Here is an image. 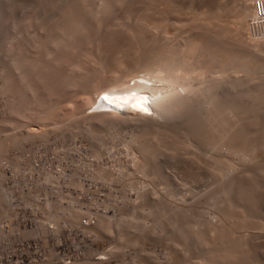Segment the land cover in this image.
Segmentation results:
<instances>
[{"label":"rangeland","instance_id":"1","mask_svg":"<svg viewBox=\"0 0 264 264\" xmlns=\"http://www.w3.org/2000/svg\"><path fill=\"white\" fill-rule=\"evenodd\" d=\"M2 1L6 6V14H5L6 16L4 17L5 19L2 18V22H3L2 27H4L3 28L4 32L3 33H2V31L0 32V144L3 141V144H5V145L1 144L0 151H2L5 146H6V148L4 149L5 153H3L4 150L2 151V153L0 152V165H1L2 159H8V160L13 159L14 160V157H12V159H10L11 158L10 156L13 155V153H12L13 148H17L21 142H23L24 140L26 141V140H31V139H33V140L37 139L41 136V134H42V136H45L50 131L55 133L59 139H62L65 141L82 140L91 149L92 153L96 156L100 155L102 153V151L107 152L106 157L108 158V164L110 165V168H109L110 173L109 174H110L111 180L115 181L119 185V187H121V213H122V217L119 216L118 218H116L114 221V224H111V228H110V221H107V222H109V225H108V223H105L104 220H100V222H102V224H107L108 229H106V225H104L105 227L103 226L105 228L104 232H107L110 236H114V235L116 236V240L114 242H111L112 243L111 245H113V244L117 245L118 248L121 245V257L118 256V258H120V260H121V264H195V263L196 264H212V263H215V264H224V263L228 264L229 263L230 264V263H232V262H229L228 259H227V261H224V263L222 262L223 260H221V259H223V256H221L219 254V251L216 248L217 246H215L216 243H214L215 241L211 242L213 240H210V238H209L210 236L208 235V232L206 229L209 228V227H207L209 223L210 224L212 223L211 226H214L213 228L216 229L217 226L215 227L214 224H216L218 222L216 225H218V224L220 225V223H219L220 219L223 220L228 226H230L229 224H232V223H229V221H231V220L234 221L233 217L231 216V214H233V212H234L233 210L238 209L237 210L238 212L242 210L240 214L242 215L245 213V215H246L245 208L242 207V209H241L240 205L234 204L233 206H229L227 204V197H225V194H223L224 193L223 187L225 186L227 181L229 182V180H230V182L233 181L232 184H234V186L235 185L239 186L242 184V182L243 183L246 181L250 182L249 179H251V182L252 181L255 182V180L258 179V181H260V183L262 182L261 184L264 185V180H263V178H264V158H263L264 157V148L262 149V151L260 150V153H259L260 155L262 154L261 156L259 155V158H260L259 159V165L261 166V171L260 170L257 171V169H259L260 166L258 167L256 164L251 163V168H249L250 167L249 164L237 163V162H239V160L236 157H234L233 155H231V156L229 155V158L233 159V163H234V167L232 168V170H229V172H228V173H231L230 177H233V179L232 178L230 179L228 173L226 174L228 176H226L225 175L226 172H223V174L220 173L222 170H220L219 167L217 170L216 164L214 165L212 162L213 165H211L210 160L212 161V154L214 155V153H211L212 151L209 152L208 150H205L204 147H201V148H203L205 151L201 148H198L201 146L200 144H199L200 146H198V145L195 146L197 144V142L195 143V141L193 140L195 138H193V135H190V137L192 136L191 137L192 139L189 136L186 137L187 134H185L186 131L184 128L178 129V131H179L178 133H180V134H178V137H181V138L177 137L178 141H174V143L172 140V143H170V144H172V147L170 146V144L167 145L168 141L172 139V138H170L172 135L170 130L172 128L169 129V132H170L169 134H171V135H169L170 137L167 135L168 132H165L163 129H166V131H168L167 129L169 128V125L167 123L170 121H167V123H166V121L164 119L161 120V118H157V122H159V125H161V126H159L160 128L159 127L158 128H149V126H146L149 122H146L147 124H145L142 121H140L139 119H136L135 117H133V118L128 117L124 114H122L121 117L119 116V117L110 118V117H101V116L93 117V116H90L88 113V112H90L91 108L93 107V103H91L89 99L91 97L93 89L95 88L96 84H98V83H96V80H97V82L98 81L100 82L99 85L104 84V82L107 81L106 66H108L112 63V61L110 59H112L113 56L115 58L120 57L119 59H124V58L128 57V59L127 58L125 59V60H127L125 62L129 63L131 65V63L135 60L134 59L131 61V59L136 58V57L140 58L141 56H138V55H142V57H143L145 54L141 50L136 49V48H140V46L142 45L141 48L143 49L145 44L143 45L142 41L150 39L151 37H153L152 35L156 36V37H153L154 38L153 40H156L155 38H157L158 42H159L160 38L164 41L168 38V40L166 41V44L172 43L174 46L175 45L174 42H177L179 36L180 35L182 36L184 34L182 36L183 38L181 37L182 42L180 40H178V42L183 43V40L185 41V38H186L185 36L187 35L188 36L187 39H189L190 35H188V34L190 31L191 32L193 31V29L192 30L189 29L191 27V25L189 26V21H187V20L192 21V19L194 17L193 15L198 13V10H199V13L197 15L202 13V9H200V7L205 8V7H207V5H208V7H212L213 5L216 4L217 0L216 1L214 0L215 2L213 0H201L203 2H201L200 0H185L184 2L180 1L181 3H183V5L189 1V4L187 3L186 5H184V8L186 7L185 9L183 8L184 12L182 11L183 16L185 15L184 14L185 12L187 15H185L184 18H182L183 16H181V15L179 18H177L175 15V17L177 19L173 20V18H175V17H173L172 20L170 19L171 21L170 20L168 21L170 24L166 23L169 27H167L163 31H156L159 34L158 33L154 34L155 30L149 29L148 30L149 34L146 33L147 31L145 32L146 34L144 33L147 36V38L144 36V34L139 35L137 30H136V27H137V24L139 22V17L142 15L148 16V17L150 15L151 16L161 15V13L158 14L159 11H157V10L155 11L153 9L152 10L154 12H158L156 15H155V13L149 14L150 12L149 13L146 12V10H148L149 8H152V6L155 4L151 5L152 4L151 0H150V3L148 2L149 0H146L149 4L145 0H144L145 2H143V0H141V1L139 0L140 2H138V0H132V2H129V3L121 1V2L117 3V5L115 4L112 7L113 9L111 8V10L108 11V13H105L104 15H101L100 17H98V19H95L92 22H89L92 24V27H91V24L89 25V23H88L86 31L82 30V28L79 30H82L83 32L82 31L80 32L79 30L75 31V34H73V37H74V35H76L77 37L76 36L74 38L71 37L70 38L71 40L69 39L70 41L68 40V42H66L68 36L65 34L66 31H68V29L67 30L64 29L66 31L62 32L63 29H59L57 27V24L54 25V22H56V16H55L56 14L53 11L49 12L50 11L49 7H47V9H49V10L45 9L44 7H46L47 4L44 3L46 5V6H44L42 0H39V1H36V0H2ZM41 1H42V3H41ZM208 1H213V2H208ZM241 1H244V0H241ZM25 2H27L28 5L25 4ZM37 2H38V4H36ZM142 2L145 3V4H142L144 6L147 4H148V7L150 5L151 6L148 9L146 6V10L144 11L143 9H145V7L140 4ZM197 2H199V4ZM234 2H235L236 7L238 9H240L244 6L245 1L241 2L240 5H238L239 3L238 4L236 3V2H239L237 0H234ZM234 2H233V4H234ZM126 4H128V5H126ZM132 4H133V7H132ZM195 4H196V6H195ZM32 5H34V6L30 7ZM35 5H37V6L43 5L44 7L43 6H42L43 8L42 7H35ZM188 5L189 6L194 5V8L192 6L189 7ZM136 6L139 8H137ZM155 6H153V7H155ZM187 6H188V8H187ZM123 7H125V8H123ZM38 8H40V10ZM127 8L130 10H128ZM141 8H142V10H141ZM189 8H191L189 10V12L192 9H193V11H191L188 14L187 9H189ZM43 9H45V10H43ZM194 10L196 11V13ZM37 11L38 12L40 11L42 13V14L41 13L40 14H41V16H43V19L41 16H39L40 18L37 16V15H40L39 13L37 14ZM43 11H46V13ZM135 11H137V13L138 12L141 13L142 15H139L137 13L135 14ZM149 11H151V9H149ZM144 12H145V14H143ZM193 12H194V14H193ZM191 14H192V17H190ZM137 15L139 16L138 19L136 18ZM151 16L149 17V18H151L150 21H149V18L146 21V22L149 21L150 24H151V22H153L154 19H156L154 17L152 19ZM158 16H156V17H158ZM200 16L201 15H199V17ZM53 17L55 18V20ZM36 19H38V20L36 21ZM39 19L40 20L42 19L45 21V22H42L43 23L42 27L46 26L47 27L46 31H45V27L42 28L40 26V24H42V23L40 22ZM199 20L202 22L201 19H199ZM0 21H1V19H0ZM173 21H175V22L173 23ZM191 21H190V24L192 23ZM200 21H198V22H200ZM174 24L176 27L174 26ZM180 25H182V26H180ZM88 28L89 29L91 28V30L89 31ZM130 28H132V29H130ZM133 29H135V30H133ZM176 29H177V33L175 32ZM184 29L186 31L187 30L188 31L185 32ZM47 30H49V31L47 32ZM69 30L74 31L75 29L74 28L72 29V27H71V29L69 28ZM132 30L136 35L132 32ZM170 30H172V32H170ZM150 31H152L153 34ZM164 31L171 33L173 36H171V34L169 35L167 32L166 33L170 37L166 36L165 35L166 33L163 35ZM58 32H60V33H58ZM76 32L79 34V36H78V34H76ZM240 32H241V35L239 34ZM240 32H238L237 34H235V32L230 34V39H232L231 40L232 43H235L237 41L238 37H239L238 40H242V42H243V39H245L244 40L245 43H247V39H248V43L250 42V44L247 43L248 45H251V41L252 42L256 41L254 43V46H255V44L257 46H255L254 48L252 46L253 49H250L251 51L246 46H243V45L241 46V44L237 50H239V48H240L241 53H243V52L246 53V54H241V55H243V57H244V55H245V57L248 56V58L246 57L247 59L245 58V60L252 63L250 65H251V71L254 70V71H252L253 73L257 70H259L261 72L259 73V71H257L256 75L254 74L255 75L254 76V75H251L252 72L245 71V69H244L245 67L243 66V64L239 65L240 70L238 69V71L234 74L235 78H236L235 80H237V78H238V80L236 81L237 85L235 86V88H238V89H234L237 92V93H235L236 98H237L236 100H237V102L242 103V104H243V100H244L245 104L247 102V104L250 105L251 102H253V103L255 102L253 100L251 101V99L255 98L258 101V102L256 101L257 105H258V103H261V102L264 103V99H262L264 97H263V95H261V93L264 94V91H263L264 90V87H263L264 83L261 81L262 78L264 79V71H263L264 68H261V64H260L264 60V52H263L264 51V48H263L264 47L263 46L264 45V33L254 37L248 31V24H247V29L245 28L243 31L240 30ZM68 33H69V31H68ZM60 34L61 35L65 34L67 37L63 36V35L61 37ZM43 35L45 38L43 37ZM55 35H56V37H57V35H60V36H58L56 42L53 41ZM132 35H133V37H132ZM158 35H160V38H158L159 37ZM231 35L236 36V38H234V37L232 38ZM136 36H137V38H136ZM140 36L141 37L143 36L146 39L144 40V38L143 37L141 38ZM164 36H166V37H164ZM177 36H178V38H177ZM163 37L165 39H163ZM172 37H175V39ZM20 38H21V40H20ZM34 38H37V39L43 38L42 40H45L47 42V43L46 42L44 43L45 46H43V48H45V47L46 48L43 51L40 50V52H38V49L36 50V46L32 45V44H35V42L33 43V41L37 40V39L34 40ZM122 38L124 40V43L129 41V40L131 42V43L129 42V49L131 48V50H130L131 52L129 51L130 54L128 51H127L128 54L126 52V54L128 56L126 54L124 55V53H125L124 50L121 52L122 48H124L123 46H121V44H123ZM59 39H61V40H59ZM140 39H141V41H140ZM173 39L175 40L174 42H172ZM187 39H186V41H187ZM233 39H235L236 41L233 42L234 41ZM251 39H253V40H251ZM132 40L134 42H132ZM42 42H44V41H42ZM52 42H54V43H52ZM63 42L64 43L66 42V43L64 44ZM178 42H177V44H178ZM181 43H179L178 45L176 44L174 47L176 48L178 46V47H180L179 49H181V48L183 49L186 42H184L183 47H182ZM132 45H133V47H132ZM169 45L172 46L171 44H169ZM21 46H22V48H21ZM174 47H172V48H174ZM235 47H236V45H235ZM244 47H246L247 49L245 50ZM47 48H50V49L46 50ZM136 50H138L139 53L142 52L143 54L137 53L138 55L136 54L137 56H135L134 54L136 52H138ZM242 50H244V51H242ZM23 52L26 55H24ZM248 52L251 54H249ZM247 53H248V55H247ZM16 54H19V55L16 56ZM238 54L240 55L239 51H238ZM115 55H117V56H115ZM239 55H238V57H239L238 59H239V61L242 62V58H240L241 55L240 56ZM130 56H131V59H130ZM259 56H260V58H259ZM18 58H19V60H17ZM28 58H30V59H28ZM253 58H256V60ZM26 59H27V64H26ZM30 60L31 61L35 60V61H33V63H32ZM245 60H244V62H246ZM10 62H11V64L15 63V66H14V64L12 66L10 64ZM244 62H242V63H244ZM258 62H259V64H258ZM16 65H18V66H16ZM10 66H12L13 68ZM21 66L25 71L22 70ZM28 66H29V68H28ZM254 66H255V69H254ZM80 68L83 72H81ZM26 69L28 71H30V73H28V71ZM31 69H32V71H31ZM72 69H74V70L72 71ZM77 71L78 72L80 71L81 73L80 72L78 73ZM21 72H23V73H21ZM76 72L79 75L78 78L85 79V77H86L87 80L86 79L85 80L90 85L85 83V82L82 84H78V85L77 84H71V82L75 79L73 76H75ZM83 73H85L86 75H84ZM6 74L8 76H6ZM66 74H67V76H66ZM70 74H71V76H70ZM80 74L82 76H80ZM245 74H247V75L249 74L248 77ZM9 76H11V78ZM7 77L10 79H7ZM69 77L72 78V81H70L71 79ZM3 78H5V79H3ZM93 79H95V81ZM260 81H261V83H260ZM67 82H69V83H67ZM259 83L261 85H259ZM15 84H16V86H15ZM225 84L226 83H222L221 88H222V85L225 86ZM6 85H7V87H6ZM227 86L228 85L226 84V87ZM254 86L255 87L260 86L263 88L261 90V88L259 87L260 90H259V88L257 90V88H255ZM19 87H21V88H19ZM20 89H22V90H20ZM17 90L19 91V94H18ZM249 90L252 91L253 94L251 92H250L251 93L250 94ZM16 91H17V93H16ZM21 91H22V93H20ZM259 91H260V93H259ZM238 93H240V94H238ZM245 94H247V95L245 96ZM240 95H241V97H239ZM248 95H250V96H248ZM252 95L257 96L258 98L253 97ZM260 100H261V102H260ZM263 113L264 112L262 111V114ZM262 114H261V116H262ZM115 115H117V114H115ZM239 117H241V118H239ZM248 118H249V121H247L248 120L247 117H244L241 113H239L237 116L238 120H240V119L243 120L241 122L242 123L244 122L247 125V126L246 125L245 126L249 129H251L252 128V125H250V123H251L250 118L251 117H248ZM262 122H264V121H262ZM244 123H243V125H244ZM166 124H167V127H165ZM263 124L261 125L262 128H264ZM250 126H251V128H250ZM258 128H260V127H258ZM162 131L165 132V133L164 132L163 133L166 134L167 138L165 136L162 137L163 136ZM183 132H184V134H182ZM135 135H136V137H135ZM133 137H135L134 138L135 140H133V141L130 140ZM157 137L158 138L162 137L163 140H165V141L163 142L162 138L158 140ZM168 137H169V139H168ZM100 138H101V140H99ZM258 138H259V136H258ZM147 139L151 140V142L153 141L152 142L153 144L155 143V140H156V145L158 146V150L155 152L156 154H154L155 160L153 159L152 163L148 162V161L142 162L138 159L136 160L137 157L133 158V156L136 152L137 145L140 144L141 140L143 141V140H147ZM166 139H168V140H166ZM179 139L181 140V142ZM126 140L131 141L128 144V145H130V143H131V145L127 146V148L125 147V144L127 142ZM182 140L184 142H182ZM137 141H138V143H137ZM159 142H161V144H159ZM169 142H171V141H169ZM175 142L179 143L180 145H176L177 143L175 144ZM185 142L186 143L188 142V144H185L183 146V144ZM181 143H183V144H181ZM14 144H16V145H14ZM165 144H166V146H164ZM173 145H176L175 148L176 147H178V148H176V149L173 148L174 147ZM157 146H155L156 149H157ZM129 147H131V148H129ZM133 152H134V154H133ZM208 152H209V156L211 154V157H210L211 159H209L205 156L206 153L208 155ZM104 154L105 153H103L102 155H104ZM187 156H188V158H187ZM205 157L207 159H205ZM203 158L205 160L204 162H203ZM206 160H208L209 164H208V162H206ZM155 166H157V169H159V168L161 169V170L160 169L157 170L159 172L158 174H157V171L155 170ZM254 166H256L257 168ZM252 167H254V171H253ZM155 172L157 175L155 174ZM216 173H217V175H216ZM257 173H258V175H257ZM220 174H221V176H220ZM259 174H260V176H259ZM250 176H251V178H250ZM256 176H257V179H255ZM203 177H204V179H203ZM234 177H237V178L234 179ZM3 180H4V176H3V172H2V167L0 166V189H1L0 190V201H1L0 202V219L2 218V216H4V211H3V209H4V201H3L4 200V193L2 191H3V187H5V186L3 184ZM236 182H237V184H236ZM261 186H259V187L261 188ZM261 203H262V206L264 207V200H262ZM138 206H139V208H138ZM151 206H152V208H150ZM223 206L225 208H226V206H228L227 208H229V209L226 208L227 210H229L228 212L227 211L226 212H227V216H230V217L227 218L226 220H224L222 217H220V213H221L220 211H221V208H224ZM239 206H240V208H239ZM157 207H159L160 211L157 209ZM239 209H241V210H239ZM243 209L245 210L244 212H243ZM230 211H233V212L231 213ZM228 214H230V215H228ZM243 217H244L243 219H245V216H243ZM165 220H167V221H165ZM254 220H258V222L264 221V219L259 220L258 218L254 219ZM117 222H119V223L115 224ZM118 225L122 226V228H123V230H121V232L123 231L122 234L119 231L120 226L118 227ZM128 226H129V228H128ZM183 226H184V228H183ZM116 227H118V228H116ZM221 227L220 228L217 227L216 231H214V233L216 232L215 237L217 236V233H219L217 231H221L223 229ZM247 231L249 232L250 229H248ZM253 231H255V230H253ZM263 231H262V233L260 232L261 235L264 234ZM101 234H102V231H101ZM123 234H125V235H123ZM138 234H139V236H138ZM182 234H185V235H182ZM124 236H126V237H124ZM183 236L185 238H183ZM124 238H125V240H124ZM145 238H146V240H145ZM262 240H263V238H262ZM261 242L262 241H259L261 246L257 245L255 248L256 250H255V252H253L252 255H253V257L256 256V258H258L259 261H261V264H264V244H262V243H264V241L262 243ZM211 244H212V246H211ZM114 248H116V247H114ZM214 248H216L215 252L211 251V249L214 250ZM208 252H210V253H208ZM214 253H216V254H214ZM207 256H208V258H207ZM260 257H262V258H260ZM218 260H220V261H218ZM232 264H235V263H232Z\"/></svg>","mask_w":264,"mask_h":264},{"label":"bare ground","instance_id":"2","mask_svg":"<svg viewBox=\"0 0 264 264\" xmlns=\"http://www.w3.org/2000/svg\"><path fill=\"white\" fill-rule=\"evenodd\" d=\"M36 1H39V0H36ZM42 1H43V4L44 3L47 4V6L44 4V6H46V7H44L42 5L45 9H47V7H49V9H50L49 12H52V11L55 12L56 15L55 14L54 15L56 16V22H54V25L57 24V27L59 29H63L62 32L66 31L68 29L69 33H68V31H66V33H65L68 36L66 42H68V40L71 37L74 38L76 36V35H74V37H73V34H75V31H77V30H79L81 28H82V30L86 31L87 24L89 22H92L93 20L98 19V17H100L101 15H104L105 13H108V11H110L111 8L115 4L117 5V3L121 2V1L122 2H127V3L132 2V0H42ZM42 1H41V3H42ZM140 1L138 0V2H140ZM145 1L143 0V2H145ZM151 1H152L151 5L155 4L156 6L153 5L155 7L152 6V8H149L151 6L150 5L148 7V4L150 3V0L148 1L149 3L146 1L148 4L145 5V6L142 5V4H145V3L142 2L140 4L145 7V9H143V10L145 11L146 10V6H147V9L149 8L152 11V12L149 11V9L146 10V12H148V13L150 12L149 14H151V13L154 14L155 13V15H156L158 12H154L153 10H155V11L157 10V11H159L158 14L161 13V15H159V16L156 15L158 17L150 15L152 17V19H153V17L156 18L150 24V22H149L150 19H151V18H149L150 16L149 17L148 16H143L141 14L142 12L140 10L139 11L141 13H139V12L137 13L138 10L135 11V14L137 13L139 15H142L140 17L137 15V17H136L137 19L139 17V22H138L137 27H136V30H137L139 35H143L146 31H147L146 33L149 34L148 33L149 29L155 30L154 34L158 33L156 31L165 30L167 27H169L166 23L170 24L168 21L170 19L172 20V18L175 17V15H176L177 18H179L180 15L183 16L182 15L183 14L182 11L184 12V10H183L184 5H186L187 3L189 4V1L187 3H185L184 5H183V3H181L182 1L184 2L185 0H151ZM213 1H208V2H213ZM237 1H239V2H236L237 4L239 3L238 5H240L241 2L245 1L244 2V6L241 4L243 7L238 9L236 7V5H235L234 0H217L216 4L213 5L212 7H208V5L205 8H201L200 7V9H202V13L199 14V15H201L200 17H199V15H197L199 13V10H198V13H196V11L194 10L196 14H194V12H193V14H194L193 16L195 18L193 17L192 21L191 20H187V21H189V26L191 25V27L190 28L188 27V28L190 30L193 29V31L192 32L190 31L189 34H188V35H190L189 39H187L188 36L186 35L185 36L186 38L184 37L185 41L183 40V43H181L182 42L181 40L183 38L182 36L184 34L182 36L180 35L179 38L177 36L178 40L181 41V42H178V40H177V42H178V44L181 43L182 47L184 45V42H186L185 45H184V48L186 47L185 49L184 48L183 49L182 48L179 49L180 47H178V46L176 48L174 47L177 44V42H174L175 41L174 39H175L176 36L172 37V38H174L172 42H174L175 45L173 46L172 43H169V44L172 45V46H170L168 43L166 44V41L168 40V38L164 41V40H162L160 38V35H158L159 36L158 38H160L159 42H158L157 38H155L156 40H153L154 39L153 37H156L154 35H152L153 37H151L150 39L145 40L147 38V36L145 35L146 33H145L144 36L146 38H144L142 36L144 38V40H145V41H142L143 45L145 44L144 48L143 49L141 48L142 45L140 46V48H136V49L141 50L143 53H145L143 57H142V55H138V54H143V53L142 52L139 53V51L136 50L138 52H136L134 55L135 56L138 55V56H141V57L140 58L136 57V58L131 59V56H130L131 61L135 59L132 63L130 62L131 63V65H130L129 63L125 62V61H127L125 59L126 58L128 59V57H126L124 59H119L120 58L119 56H118L119 58H117V57L115 58L113 56V58L110 59L112 61V63L110 65L106 66V69H107V73H106L107 74V76H106L107 77V81L104 82V84L99 85L100 82L99 81L97 82V80H96V83H98V84H96L95 88L93 89L92 94L90 93L91 97H90L89 100H90L91 103H93V107L91 106L92 108H91L90 112H88L89 115L93 116V117L101 116V117L114 118V117H119V116L121 117V115L124 114V115H126L128 117H132V118L135 117L136 119H139L140 121H142L145 124H147L146 122H149L146 125V126H149V128H158L159 126H161V125H159V122H157V118H161V120L164 119L166 121V123H167V121H170V122L167 123L169 125V128L167 129L168 131H166V129H163L165 132H168L167 133L168 136L171 135V134H169L170 132L172 133L171 137L169 136L170 138H172L171 140H169L171 142L168 141L167 145L172 143V140H173V143H174V141H178L177 137H178V134H180V133H178L179 132L178 129L179 128H184L185 131H186L185 134H187L186 137H188V136L190 137V135H193V138L196 139V140L193 139L195 141V143L197 142L196 145L194 144L195 146H197V145L200 146L201 145L198 148L204 147L205 150H208L209 152L212 151L211 153H214V155L212 154V161L210 160V162H211V165H213V164L217 165V170H218V167H219L220 170H222L220 173L223 174V172H226L225 173V175H226L229 172V170H232V168L234 167L233 159H230L229 155L230 156L233 155L234 157H236L239 160V162H237V163L249 164L250 165L249 168H251V163L256 164L259 167L260 166L259 165V159H260L259 158V155H260L259 153H260V150L262 151V149L264 148V128L261 127V125L264 123V122H262V121H264V116H263L264 113L262 114V111L264 112V103H262L261 100L264 99V98H262L260 100L261 103H258V105H257L258 101L255 98H253V99L250 98V99H251V101L252 100L255 101V102L257 101L256 103L255 102L254 103L251 102V104L249 105L246 102V104H245L244 100L242 99L243 100V104H242V103L237 102V100H236L237 98H236V94H235L237 92L234 90V89H238V88H235V86L237 85L236 81L238 80V78H237V80H235L236 78H235L234 74L238 71V69L240 70V66L239 65L243 64V66L245 67L244 69L247 72L254 71V70L251 71V65L250 64H252V63L247 61V60H245V58L246 57L248 58V56L245 57V55H244V57H243V55H241V54H246V53H244V52L241 53L240 52V48H239V50H237L238 47L241 44V46L242 45L246 46L250 50V49H253L257 45L255 44V46H254V43L256 42L255 40H254L255 42L251 41L254 38L250 40L251 41V45H248V44H250V42L248 43V39H247V43L248 44L245 43V41H244L245 39H243V42H242V40H238L239 37L237 38V41L235 39H233L234 40L233 42L236 41L237 43L236 42L232 43V41H231L232 39H230V34L231 33L235 32V34H237L238 32H240V30L243 31L245 28L247 29L248 20L251 17H253L254 14H255V4H254V0H244V1L237 0ZM199 2H197V3L199 4ZM201 2H203V1H201ZM233 2H234V4H233ZM25 4H27V2H25ZM36 4H38V2ZM196 4H195V6H196ZM126 5H128V4H126ZM33 6L34 5H32L30 7H33ZM42 6L35 5V7H42ZM188 6H187V8H188ZM191 6L192 5H190L189 7H191ZM132 7H133V4H132ZM192 7L194 8V5ZM123 8H125V7H123ZM137 8H139V7H137ZM38 9L40 10V8H38ZM45 9H43V10H45ZM49 9H47V10H49ZM190 9L191 8L187 9L188 10L187 11L188 14L191 11H193V9H192L189 12ZM128 10H130V9H128ZM141 10H142V8H141ZM43 12L46 13V11H43ZM38 13L40 14L41 12L37 11V14ZM5 14H6V6L3 3V1L0 0V19H1V21H0V32L2 31V33L4 32L3 31L4 27H2V24H3L2 18L5 19L4 18L6 16ZM41 14L37 15V16L39 17V16H41ZM143 14H145V12ZM184 14L187 15L186 12ZM184 16L182 18H184ZM41 17L43 19V16H41ZM176 17L173 18V20L177 19ZM190 17H192V14H191ZM148 18H149V21L146 22ZM42 19L41 20L39 19L40 22L41 23L45 22ZM199 19H201L202 22ZM37 20L38 19H36V21ZM54 20H55V18H54ZM190 21L192 22L191 24H190ZM198 21H200L201 23L198 22ZM174 22L175 21H173V23ZM90 24L91 23H89V25ZM40 26L42 27L43 23L40 24ZM174 26H175V24H174ZM180 26H182V25H180ZM44 27H45V31H46L47 27L46 26H44ZM44 27H42V28H44ZM71 27H72V29L74 28L75 30L74 31L69 30V28L71 29ZM91 27H92V24H91ZM64 29H66V30H64ZM130 29H132V28H130ZM177 29L175 31L176 33H177ZM82 30H79V31L81 32ZM90 30H91V28L89 29V31ZM133 30H135V29H133ZM133 30H132V32H133ZM48 31L49 30H47V32ZM187 31L185 30V32H187ZM150 32L152 33V31H150ZM166 32L164 31L163 35ZM170 32H172V30H170ZM58 33H60V32H58ZM167 33L165 34L166 36H168V34L169 35L171 34V33H168V34ZM65 34H62V35L66 36ZM76 34H78V33L76 32ZM239 34L241 35V32ZM60 35H57V37L55 35L53 41L56 42L58 36H60ZM62 35H61V37H62ZM78 36H79V34H78ZM137 36H136V38H137ZM166 36H164V37H166ZM171 36H173V35L171 34ZM43 37H44V35H43ZM132 37H133V35H132ZM164 37H163V39H165ZM168 37H170V36H168ZM231 37L232 38L233 37L236 38V36H233V35H231ZM35 39H37V38H34V40ZM42 39L39 38L36 41H33V43L35 42V44H32V45L36 46V50L38 49V52H40V50L43 51L46 48V47L43 48V46H45L44 43L46 41L42 40ZM186 39H187V41H186ZM20 40H21V38H20ZM59 40H61V39H59ZM122 40H123V38H122ZM42 41H44V42H42ZM140 41H141V39H140ZM54 42H52V43H54ZM122 42H123L124 45L121 44V46H123L124 48H122L121 52L124 50L125 51L124 55H125L127 51L129 52L131 50V48L129 49L130 40L125 42V43H124V40ZM132 42H134V41L132 40ZM235 45H236V47H235ZM252 46H253V48H252ZM132 47H133V45H132ZM172 47H174V48H172ZM246 47H244L245 50L247 49ZM21 48H22V46H21ZM48 49H50V48H47L46 50H48ZM238 51H239V53L241 55L240 58H242V62H244V60L246 62L242 63L241 61H239V59H238L239 58L238 57V55H239ZM242 51H244V50H242ZM128 52H127V54H128ZM130 52H129V54H130ZM248 53H247V55H248ZM249 54H251V53H249ZM18 55L19 54H16V56H18ZM24 55H26V54L24 53ZM115 56H117V55H115ZM30 58H28V59H30ZM259 58H260V56H259ZM253 59L256 60V58H253ZM17 60H19V58ZM33 61H35V60H33ZM33 61H31V62L33 63ZM10 64H11V62H10ZM13 64L15 66V63H12L11 65L13 66ZM26 64H27V59H26ZM258 64H259V62H258ZM260 64H261V68H264V60ZM12 66H10V67H12ZM16 66H18V65H16ZM21 68H22V66H21ZM28 68H29V66H28ZM254 69H255V66H254ZM22 70H24V69L22 68ZM73 70L74 69H72V71ZM80 70H81V68H80ZM31 71H32V69H31ZM257 71H259V70H257ZM257 71H255L254 73L252 72L253 74L251 73V75H254V74L256 75ZM263 71H264V69H263ZM77 72L75 73V76L72 75L75 78V79L73 78L74 79L73 81H72V78L69 77L71 79L70 81H72L71 84H77L78 85V84H82L84 82L87 83L86 77H85L86 80L83 79V78L82 79L78 78L79 75L77 74ZM81 72H83V71L81 70ZM260 72L261 71H259V73ZM21 73H23V72H21ZM28 73H30V71H28ZM83 74L86 75L85 73H83ZM245 75H247V74H245ZM248 75H247V77H248ZM6 76H8V75L6 74ZM11 76H9V77L11 78ZM66 76H67V74H66ZM70 76H71V74H70ZM80 76H82V75L80 74ZM10 78L7 77V79H10ZM3 79H5V78H3ZM93 80L95 81V79H93ZM263 80L264 79L262 78L261 81L264 83ZM261 81H260V83H261ZM69 82H67V83H69ZM222 83H226L228 86L226 87V84H225V86L222 85V88H221V84ZM260 83H259V85H261ZM87 84H89V83H87ZM15 86H16V84H15ZM6 87H7V85H6ZM116 87H119L121 89H117ZM259 87L260 86H257L255 88H257V90H258ZM263 87H260L261 90H262ZM19 88H21V87H19ZM260 88H259V90H260ZM20 90H22V89H20ZM17 91H16V93H17ZM250 92L252 93V91L249 90V93ZM20 93H22V91ZM240 93H238V94H240ZM259 93H260V91H259ZM18 94H19V91H18ZM246 95L247 94H245V96ZM261 95H263V97H264V94L261 93ZM248 96H250V95H248ZM239 97H241V95ZM253 97H257V96H253ZM143 108H147L148 112L146 113V112L142 111ZM237 113L238 114L241 113L244 117H247V119H248L247 121H249L248 117H251L250 118V122H251L250 125H252V128L250 126L251 129L247 128L246 127L247 125L244 122H243L244 123V125H243V123L241 122L243 120H241V119L238 120L237 119V116H238ZM115 114H117V115H115ZM261 114H262V116H261ZM239 118H241V117H239ZM167 124H166V126L165 125L164 126L167 127ZM258 127H260V128H258ZM169 129H171L170 132H169ZM164 131H162V133ZM164 133H163V136L162 135L161 136L162 137L165 136L167 138L166 134H164ZM182 134H184V132ZM41 136H42V134H41ZM258 136H259V138H258ZM135 137H136V135H135ZM135 137H133L130 140H132V141L135 140L134 139ZM169 137H168V139H169ZM161 138H158V140L161 139ZM178 138H181V137H178ZM168 139H166V140H168ZM99 140H101V138ZM130 140H126L127 141L126 144L124 143L126 148H127V146L131 145V143H130V145H128L129 142H131ZM138 141H137V143H138ZM162 141L164 142L165 140H163V138H162ZM152 142H151V140H148V139L147 140H143V141L141 140L140 144H138L137 147H136V152L137 153L135 152V154H134V152H133V154H134L133 158L137 157L136 160L138 159V160H140L142 162L143 161H148V162L152 163L153 159L155 158L154 154H156L155 152L158 150V146L156 145V140H155L154 144ZM180 142H181V140H180ZM182 142H184V141L182 140ZM176 143L177 142H175V144ZM1 144H3V141H2ZM1 144H0V146H1ZM159 144H161V142H159ZM181 144H183V143H181ZM185 144H188V142L187 143L185 142L183 144V146ZM3 145H5V144H3ZM14 145H16V144H14ZM176 145H180V144L177 143ZM176 145H173L174 146L173 148H175ZM155 146H157V149H156ZM164 146H166V144ZM170 146L172 147V144H170ZM5 148H6V146L4 147V149ZM129 148H131V147H129ZM176 148H178V147H176ZM201 149H203V148H201ZM2 151H0V152L2 153ZM209 152H208V155L206 153L205 156L207 158L211 159L210 158L211 154L209 156ZM3 153H5V150L3 151ZM188 156H187V158H188ZM206 157H205V159H207ZM10 159H12V158H10ZM204 161L205 160L203 158V162ZM206 162H208V160H206ZM212 162H213V164H212ZM208 164H209V162H208ZM157 166H155V170L156 171L160 169V168L157 169ZM254 167H256V166H254ZM254 167H252L253 171H254ZM259 170L261 171V166L259 167V169H257V171H259ZM158 173L159 172L157 171V174ZM155 174H156V172H155ZM228 174H229V177H230L231 173H228ZM216 175H217V173H216ZM257 175H258V173H257ZM220 176H221V174H220ZM226 176H228V175H226ZM259 176H260V174H259ZM231 178L233 179V177H230V179ZM235 178H237V177H234V179ZM250 178H251V176H250ZM102 179H104V178L102 177ZM203 179H204V177H203ZM255 179H257V176H256ZM249 180H250V182H247V181L244 182V183L242 182V184L239 185V186L235 185L236 187L234 186V184H232L233 181L230 182V180H229V182L227 181V183L223 187V192H224L223 194H225V197H227V204L229 206H233L234 204L235 205L238 204V205L241 206V209H242V207L245 208L246 211L243 209V212L245 211L246 215H245V213L242 214L243 216H245V219H243L244 217L240 214L242 210L239 209L241 211L238 212L237 211L238 209H237V210H233L234 212L230 211L231 213L233 212V214H231V216L234 219V221L231 220L232 218L230 219L232 221V222L229 221V223H232V224H229L230 226H228L221 219H220V222H219L220 225L219 224L216 225L218 222L216 224H214L215 227L217 226L218 228H220L222 226L221 228H223L221 231H217L219 233H217L216 237H215V233L216 232L214 233V231H216L217 227H216V229H214L213 228L214 226H211L212 223L211 224L209 223L208 226H207L209 228L208 229L205 228L207 230V232H208V235L210 236L209 237L210 240H213L211 242L215 241L214 243H216L215 246H217L216 248L219 251V254L221 256H223V259H221V260H223L222 261L223 263H224V261H227V259H228L229 262H232V263H235V264H261V261H259V259L256 258V256L253 257L252 254H253V252H255V250H256L255 248H256L257 245L261 246L259 241H262V242L264 241V234H262V235L260 234V232L262 233V231L264 230V224H263L264 221L263 222L262 221L258 222V220H254L256 218H258L259 220L260 219H264V207L262 206V203H261V201L264 200V185H262L261 184L262 182L260 183V181H258V179L255 180V182H253V181L251 182V179H249ZM263 180H264V178H263ZM236 184H237V182H236ZM259 186H261V188ZM46 201H48V199H45V201L43 203L44 206H45V209H46V207L48 205L51 207V209H54L53 202H50L51 200L49 202H46ZM139 206H138V208H139ZM240 206H239V208H240ZM227 207L228 206H226V208ZM150 208H152V206ZM224 208H221L220 217H222L224 220H226L227 218L230 217V216H227V212L229 211L227 209H229V208H227V209L226 208L224 209ZM157 209L159 210V207H157ZM228 215H230V214H228ZM119 216L122 217V213L118 214V215H114V216L110 215L107 218L99 219L98 222L96 223V226L93 228V230L95 232V233H93L94 236L95 237L99 236L102 239V236H103L102 234H104V230H105V228H104L105 226L104 225H106V229H108L107 228V224H102V222H100V220H104L105 223H108V225H109V222H107V221H110V228H111V224H114L115 219L118 218ZM165 221H167V220H165ZM118 223L119 222H117L115 224H118ZM120 225H118V227ZM118 227H116V228H118ZM128 228H129V226H128ZM183 228H184V226H183ZM119 229H120L119 231L121 232V230H123L122 226H120ZM248 229H250L249 232L247 231ZM252 229L255 230V231H253ZM101 231H102V234H101ZM0 233H1V231H0ZM122 233H123V231L121 232V234ZM123 235H125V234H123ZM182 235H185V234H182ZM138 236H139V234H138ZM124 237H126V236H124ZM183 238H185V237L183 236ZM262 238H263V240H262ZM124 240H125V238H124ZM145 240H146V238H145ZM262 244H264V243H262ZM113 245L110 244L111 249L114 248V247L118 248L117 245H114V246ZM211 246H212V244H211ZM216 248H214V250L211 249V251L215 252ZM208 253H210V252H208ZM214 254H216V253H214ZM207 258H208V256H207ZM260 258H262V257H260ZM218 261H220V260H218ZM232 263H230V264H232ZM212 264H215V263H212Z\"/></svg>","mask_w":264,"mask_h":264},{"label":"built area","instance_id":"3","mask_svg":"<svg viewBox=\"0 0 264 264\" xmlns=\"http://www.w3.org/2000/svg\"><path fill=\"white\" fill-rule=\"evenodd\" d=\"M254 4L248 31L258 36L264 0ZM12 153L14 160H1L0 264H121V245L110 246L116 236L93 234L99 219L121 214V187L111 180L107 152L95 156L82 140L50 131ZM45 199L54 209H45Z\"/></svg>","mask_w":264,"mask_h":264},{"label":"snow or ice","instance_id":"4","mask_svg":"<svg viewBox=\"0 0 264 264\" xmlns=\"http://www.w3.org/2000/svg\"><path fill=\"white\" fill-rule=\"evenodd\" d=\"M142 111H144V112L147 113L148 112V109L147 108H143Z\"/></svg>","mask_w":264,"mask_h":264}]
</instances>
